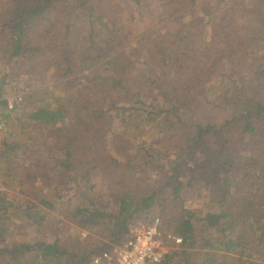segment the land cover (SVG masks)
<instances>
[{
  "label": "trees",
  "instance_id": "obj_1",
  "mask_svg": "<svg viewBox=\"0 0 264 264\" xmlns=\"http://www.w3.org/2000/svg\"><path fill=\"white\" fill-rule=\"evenodd\" d=\"M211 3L135 37L117 0H0V98L25 86L0 102V264H90L153 214L182 239L158 264H264V0Z\"/></svg>",
  "mask_w": 264,
  "mask_h": 264
},
{
  "label": "rangeland",
  "instance_id": "obj_2",
  "mask_svg": "<svg viewBox=\"0 0 264 264\" xmlns=\"http://www.w3.org/2000/svg\"><path fill=\"white\" fill-rule=\"evenodd\" d=\"M117 1L119 2L120 6H121L122 16L126 20L128 25L131 26L130 27L131 33L135 37H140L141 34L145 31V29L148 26H151V25L156 24L158 22L157 17L159 15L158 13L161 9L160 5L163 4L164 2H166V0H117ZM197 1L204 6L203 7L205 10L204 12H210V14H209L210 20L216 19L218 17L219 13L216 11V9H214V4L211 3V0H197ZM207 4H208V6H207ZM261 10H262V14L264 15V8H262ZM201 11L202 10L200 9V7H198L196 12H194V13L200 14ZM185 16L181 17L179 19H172V20L167 21L166 23H161V24L164 27V30H168V31L172 32V31L177 30L179 27L178 25L183 23L186 20ZM24 87L25 86H22V85L15 86L14 84L7 87L5 90L6 95L4 94L2 99L0 98V102L2 100H6L7 105H8V102H10L13 104V107H14V101H15L14 99H17L18 97L21 98V96H20L21 93L18 91V89H23ZM198 89H199V87H195V90H198ZM49 99H51V98H49ZM52 99L55 100L57 98L52 97ZM13 109L14 108H12V110ZM7 110L9 111L8 108H7ZM1 124H3V128L2 129L0 128V142L2 140H4L6 133H7V126L5 124V121L1 120V117H0V125ZM41 136L44 137L45 134L42 133ZM44 148L45 147L42 146L40 151L41 152L47 151V149H44ZM36 158H37V154L36 155L32 154L29 157V161L32 163V162L40 160V159H36ZM237 159H238V161L240 160V163H241L242 157H238ZM30 166H32V165H30ZM32 169L35 170L33 167H32ZM1 188H2V186L0 184V189ZM72 194H73L72 192L71 193H64L62 195L61 199L65 203H67L68 200L72 201V198H71ZM192 196H193V194L190 195L188 193H184L182 195L184 201H186V206L195 212H200L202 210L204 211L206 208L204 203L201 200L195 199L194 198L195 196H193V198H192ZM89 198H91L90 193H88L85 196V198H82V200L79 199L80 201H76V204L85 205L86 202L88 201L87 199H89ZM61 206H63V204ZM52 215H53L52 218L53 217H55V218L59 217L58 214L55 212ZM156 216L160 217L161 220L163 219L165 221L164 217L160 216L159 214H153L152 218L156 217ZM60 219H62V218H60ZM64 221H65V224H67V226H68L67 231L64 234V237L70 236L71 238L83 239L86 236V232L81 231L80 229L71 225V223H69L68 221H66V220H64ZM197 227H198V229L200 228L199 225ZM112 247H114V246H112ZM175 250H177V249H175Z\"/></svg>",
  "mask_w": 264,
  "mask_h": 264
},
{
  "label": "built area",
  "instance_id": "obj_3",
  "mask_svg": "<svg viewBox=\"0 0 264 264\" xmlns=\"http://www.w3.org/2000/svg\"><path fill=\"white\" fill-rule=\"evenodd\" d=\"M7 108L12 110L13 104L8 102ZM181 245L182 239L166 232L161 219L153 217L146 223H137L126 243L93 256L90 264H158L170 250Z\"/></svg>",
  "mask_w": 264,
  "mask_h": 264
}]
</instances>
